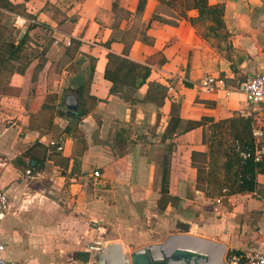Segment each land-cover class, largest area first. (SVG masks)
<instances>
[{
  "label": "crops",
  "instance_id": "crops-1",
  "mask_svg": "<svg viewBox=\"0 0 264 264\" xmlns=\"http://www.w3.org/2000/svg\"><path fill=\"white\" fill-rule=\"evenodd\" d=\"M9 1L31 13L35 25L16 54L0 61V186L8 197L0 217L3 257L22 264H97L90 245L120 242L130 252L171 231L222 242L225 251L264 250V171L256 173L257 187L251 192L209 198L195 187L190 163L191 150H206L202 133L207 129L179 130L185 119H215L236 111L264 121V110L248 104L239 89L245 75L264 72V0H208L223 4L227 36L220 45L203 39L186 19L173 23L166 14L149 21L145 32L151 43L136 38L155 6L167 12L156 0H145L140 12L134 10L137 0H117L120 10L130 13L118 14L116 27L112 0ZM73 12L75 19L69 18ZM11 17L13 12L0 7L3 52L26 25L16 26L14 35ZM122 33L133 38L127 58L147 64L149 73L135 88L128 77L119 81V91L110 92V76L122 67L108 62L106 52L123 56ZM66 36L80 40L71 57L64 51ZM109 38L108 47L101 44ZM84 53L94 57L88 85L94 99L85 98L87 111L77 123L84 148L64 134V147L56 152L46 145L47 137L61 133L75 118L40 103L56 92V102L64 104L63 94L74 93L76 78L88 74ZM59 59L62 68L54 73ZM208 73L223 78L227 95L198 87L197 80ZM172 101L182 122L164 133ZM46 110L49 115L40 118ZM154 124V131L144 128ZM260 140L264 164V137ZM169 143L167 189L175 198L160 208L155 224L162 227L152 230L146 227L154 214L149 207L157 205L160 163ZM93 168L100 172L94 182L88 180ZM153 179L158 191L151 192ZM175 223L181 228L172 229Z\"/></svg>",
  "mask_w": 264,
  "mask_h": 264
},
{
  "label": "trees",
  "instance_id": "trees-1",
  "mask_svg": "<svg viewBox=\"0 0 264 264\" xmlns=\"http://www.w3.org/2000/svg\"><path fill=\"white\" fill-rule=\"evenodd\" d=\"M157 5L167 10L166 13L161 12L157 6L151 12L145 25L137 30L135 37L143 42L151 43L152 38L146 34L145 29L149 25V21L154 18H161L162 15H169L165 18L168 21L175 23L178 19H186L196 32L207 41H214L216 45H220L226 39V31L223 21V4L221 2H209L208 0H156ZM145 0H137L135 12H140L143 8ZM0 7L9 10L13 13H18L28 18L34 16L25 11L24 7L19 4H14L9 0H0ZM111 9L113 11L112 26L116 27L120 17L129 15V11L121 9L117 5V0H112ZM189 9H194L195 14H188ZM120 10V11H118ZM170 13V14H169ZM173 14V15H171ZM165 17V16H164ZM35 25V22L28 21L23 32L17 38L16 43H8L7 50L0 51V61L12 57L21 48L25 41L27 30ZM133 38H128L122 33L120 40L123 42V56L116 55L112 51L106 52L107 61L117 62L122 68L116 75L110 76L111 85L110 92L119 91V81L125 78L131 79V88L137 87L149 73V66L145 63H140L127 58L126 53L129 44ZM109 39H106L101 44L108 47ZM69 46H65L64 51L71 57L74 50L77 49L80 40L70 37ZM72 48V49H71ZM88 58V74L85 78H76L77 87L74 93L79 98V104L76 112L73 114L75 120L79 119L86 113L85 98L94 97L88 94V85L91 79L93 70L94 57L84 53ZM125 55V56H124ZM107 67L104 73L107 75ZM40 103V107L47 106L59 115H71L65 108H58L60 102H56V92H51L48 96H44ZM176 103L171 102L170 109L172 115L169 118L164 133H170L174 127L182 122L178 115ZM195 126H202L207 131L202 133V141L206 143L205 151L191 150L190 163L195 168V187L202 190L207 197H224L234 193L251 192L257 187L256 173L264 171L263 159H255L253 151L255 146L259 147L261 140H255L252 134V129L259 127L264 129V121L257 118L255 114L244 115L240 112H233L230 115L213 118L208 115H202L196 119H185L181 124L180 131H185ZM69 124L63 126L61 134H70L80 147L84 148V138L81 133L73 132ZM171 144L166 146V150L162 154L160 163V185L159 197L157 198V206L163 208L167 202H171L173 195L168 193L167 183L169 175V153ZM50 150L60 152L52 147ZM81 148V149H82ZM240 151H247V156H241ZM75 161V160H74ZM229 252H239L238 250H226Z\"/></svg>",
  "mask_w": 264,
  "mask_h": 264
},
{
  "label": "water",
  "instance_id": "water-1",
  "mask_svg": "<svg viewBox=\"0 0 264 264\" xmlns=\"http://www.w3.org/2000/svg\"><path fill=\"white\" fill-rule=\"evenodd\" d=\"M23 29L21 30V33ZM67 112L74 114L79 98L73 92L63 94ZM97 264H224L225 245L222 242L185 232H168L158 242L131 250L122 249L120 242H99L90 245ZM136 254H144L138 260Z\"/></svg>",
  "mask_w": 264,
  "mask_h": 264
},
{
  "label": "built area",
  "instance_id": "built-area-1",
  "mask_svg": "<svg viewBox=\"0 0 264 264\" xmlns=\"http://www.w3.org/2000/svg\"><path fill=\"white\" fill-rule=\"evenodd\" d=\"M28 21H33L34 18H28L18 13H13L12 23L15 26H24ZM53 42L57 43L58 39L53 38ZM64 44L68 45L70 43V37L66 36L64 38ZM197 85L200 88L207 89L211 88L213 90H218L223 95H227L229 88L224 83V80L219 75H214L212 73L205 74L197 80ZM172 85L167 84V89H171ZM239 89L243 93L244 99L248 104L254 106L256 109L264 110V72H253L245 75L240 83ZM58 108H65L64 104L58 105ZM252 134L255 140H260L264 137V129L255 127L252 129ZM64 135L61 133L48 136L46 139V145L52 147L57 151H62L64 147ZM241 156H247V151H240ZM253 155L255 159L261 157L259 153V148L255 146ZM25 173L29 174L30 170L25 168ZM100 178V172L97 168H93L88 176L89 181H97ZM219 199L220 197H214ZM8 207V197L5 190L0 186V217L3 215L4 211ZM5 245L0 242V264H22L20 261L15 259H8L2 256V251ZM224 264H264V250H251L245 249L239 252H229L226 251L223 254Z\"/></svg>",
  "mask_w": 264,
  "mask_h": 264
},
{
  "label": "rangeland",
  "instance_id": "rangeland-1",
  "mask_svg": "<svg viewBox=\"0 0 264 264\" xmlns=\"http://www.w3.org/2000/svg\"><path fill=\"white\" fill-rule=\"evenodd\" d=\"M69 18L75 19L76 18V14L74 12L73 13H70ZM10 23H11L12 27L14 28V31H13V29H11L13 31L12 33L15 35L17 33V29L15 28L16 26H14L13 23H12V17H11ZM44 34H46V33H44ZM69 44H68V46H69ZM62 61H63V59L56 60V62H55L56 64H54L53 67H52V70H53L54 73H56V71H58V70L60 71V69L62 68L61 66L63 65L62 64L63 63ZM66 68H69V66H66ZM87 103H88L87 105H89V102H87ZM54 113H55V111H54ZM48 115H49L48 114V110H46L45 113H41V115H39V117L42 118L43 116H48ZM50 115H52V113ZM77 123H78V121L75 120L72 124H70V126H72L71 128H73V132L81 133L82 134V131H81V129L78 126ZM144 124H146V123H144ZM157 127H158V124H154L151 128H148V127L144 126V128L147 129L148 131H154ZM134 141L135 140H133V142ZM155 153H157V151ZM158 160L160 161V158ZM136 189L137 188H134L135 191H136ZM149 189L151 190V192L154 191V190H157L158 191V180L153 179L152 180V183H151V186H149ZM149 209H150V211L154 212V214H150L149 215V220H148V223L146 224V227H151L152 230L155 229L154 226H161L162 227V225H160L158 223L155 224V220L157 219V217H158L159 213L162 211V209H160L157 205H155L153 208L149 207ZM166 213H169V211L166 212ZM166 215H168V214H166ZM163 227H166V224H163ZM171 227H173L172 229H180L181 228L179 225L177 226L176 223H175V225H172ZM93 239L94 238H92V240ZM92 240H90V241H92ZM128 253H129V251H128ZM143 255L144 254H141L140 257H138V258L136 256H134V258L140 260L143 257Z\"/></svg>",
  "mask_w": 264,
  "mask_h": 264
},
{
  "label": "flooded vegetation",
  "instance_id": "flooded-vegetation-1",
  "mask_svg": "<svg viewBox=\"0 0 264 264\" xmlns=\"http://www.w3.org/2000/svg\"><path fill=\"white\" fill-rule=\"evenodd\" d=\"M140 255H141V254H136L135 256L138 258V257H140Z\"/></svg>",
  "mask_w": 264,
  "mask_h": 264
}]
</instances>
